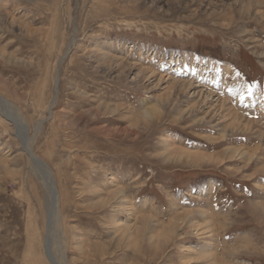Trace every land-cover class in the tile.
Instances as JSON below:
<instances>
[{
    "label": "rangeland",
    "instance_id": "obj_1",
    "mask_svg": "<svg viewBox=\"0 0 264 264\" xmlns=\"http://www.w3.org/2000/svg\"><path fill=\"white\" fill-rule=\"evenodd\" d=\"M0 97L62 264H264V0H0ZM16 128L0 264H49Z\"/></svg>",
    "mask_w": 264,
    "mask_h": 264
},
{
    "label": "bare ground",
    "instance_id": "obj_2",
    "mask_svg": "<svg viewBox=\"0 0 264 264\" xmlns=\"http://www.w3.org/2000/svg\"><path fill=\"white\" fill-rule=\"evenodd\" d=\"M2 17V16H1ZM2 20V19H1ZM118 54V53H117ZM120 64L124 65V63H122V61H119ZM226 67H228V65H226ZM126 68V67H125ZM123 74V73H122ZM152 74V73H151ZM157 75V74H156ZM135 77V76H134ZM136 79V78H135ZM138 79V78H137ZM160 80V79H159ZM174 82V81H173ZM172 82V84H173ZM176 82V81H175ZM183 85V83H181ZM175 86V83H174ZM181 85H179L180 87ZM189 88H192L191 84L187 85ZM184 87V86H183ZM177 88V86H176ZM181 88V87H180ZM173 89V88H172ZM178 89V88H177ZM187 89V88H186ZM171 90V89H170ZM188 93V92H187ZM167 94V93H166ZM177 95V94H176ZM190 95V94H189ZM198 96L197 100L200 99V97L202 96L204 99L206 100L208 99V97H210L211 95L209 93H206V95L202 94V90H199L196 94ZM195 95V96H196ZM194 96V95H193ZM196 100V101H197ZM207 102V100H206ZM205 101H203V104L206 103ZM52 104V103H51ZM222 106V103H221ZM193 108L194 107H190V108H184L180 111L181 113V117L184 115H189L191 113H193ZM15 109L14 107H12V105L2 99L0 97V112L6 116L7 119L10 120V122L12 124H15V126L17 127L16 130L18 132V138L21 141V144L23 145V150L26 152L27 156L29 157L30 162L33 164V166H35L38 169L39 174L41 175L40 177V181L42 183V186L45 188L46 190V200H47V204H48V216H49V224L47 226V236L45 239V242L43 243V248H44V253H45V257L47 259V261L49 262V264H62L61 263V257L58 251V245L56 246V248L54 247L56 245L55 241L53 240L55 234L53 233L54 228L57 226L58 224V205H57V191H55L56 189L54 188V181L53 178H51L50 174L48 173V168L45 167L44 163L38 159L32 152H31V148L30 146V141L28 139H22L20 132H19V128L20 126L18 125L20 123L19 116L15 113ZM214 113V112H213ZM216 114V112H215ZM217 115V114H216ZM206 116V115H205ZM213 116V115H212ZM51 117V116H50ZM221 117V116H220ZM206 118V117H205ZM208 118V117H207ZM215 118V117H214ZM238 120L237 115H235L234 113H232V120L230 122V124L226 125V129H232L233 128V123L235 120ZM244 119V118H243ZM213 120V119H212ZM223 122V121H222ZM243 122V121H242ZM21 124V123H20ZM220 124V123H219ZM225 126V125H224ZM247 127V126H246ZM15 130V129H14ZM237 130V129H236ZM235 131V130H234ZM39 176V175H38ZM116 192V191H115ZM109 198V197H108ZM60 218V217H59ZM57 231V228H56ZM60 233V231H59ZM57 235V234H56ZM61 235V234H60ZM59 236V235H57ZM63 236V235H62ZM53 237V238H52ZM61 238V237H60ZM54 241V242H53ZM58 242V241H57ZM60 243V242H59ZM62 244V243H60ZM63 247V246H62ZM60 247V248H62ZM54 248V250H53ZM59 248V249H60ZM64 248V247H63ZM57 252V254H56ZM62 252V251H61Z\"/></svg>",
    "mask_w": 264,
    "mask_h": 264
},
{
    "label": "water",
    "instance_id": "obj_3",
    "mask_svg": "<svg viewBox=\"0 0 264 264\" xmlns=\"http://www.w3.org/2000/svg\"><path fill=\"white\" fill-rule=\"evenodd\" d=\"M42 161V160H41ZM43 162V161H42ZM44 163V162H43ZM44 165H45V163H44ZM45 167H46V165H45ZM47 168V167H46ZM48 173H49V171H48ZM50 174V173H49ZM50 176H51V174H50ZM51 178H52V176H51Z\"/></svg>",
    "mask_w": 264,
    "mask_h": 264
},
{
    "label": "snow or ice",
    "instance_id": "obj_4",
    "mask_svg": "<svg viewBox=\"0 0 264 264\" xmlns=\"http://www.w3.org/2000/svg\"><path fill=\"white\" fill-rule=\"evenodd\" d=\"M249 93L251 92V88L248 89Z\"/></svg>",
    "mask_w": 264,
    "mask_h": 264
}]
</instances>
